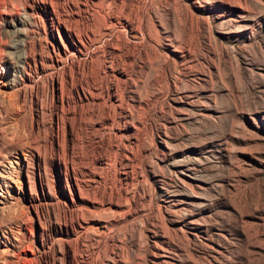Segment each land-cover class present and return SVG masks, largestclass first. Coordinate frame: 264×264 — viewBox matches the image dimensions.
<instances>
[{
    "label": "rangeland",
    "instance_id": "obj_1",
    "mask_svg": "<svg viewBox=\"0 0 264 264\" xmlns=\"http://www.w3.org/2000/svg\"><path fill=\"white\" fill-rule=\"evenodd\" d=\"M20 1L0 0V264H66V241L72 264H264V0H51L53 26ZM70 175L96 202L61 241Z\"/></svg>",
    "mask_w": 264,
    "mask_h": 264
},
{
    "label": "bare ground",
    "instance_id": "obj_2",
    "mask_svg": "<svg viewBox=\"0 0 264 264\" xmlns=\"http://www.w3.org/2000/svg\"><path fill=\"white\" fill-rule=\"evenodd\" d=\"M13 1V0H12ZM77 1V0H76ZM110 1V0H109ZM128 1V0H127ZM133 1V0H132ZM131 1V2H132ZM136 1V0H135ZM147 1V0H146ZM51 0H21L20 1V7H22V9H27V8H30L31 10H34L35 9V11L37 10V11H42L43 13H44V15H46L47 16V18H49V21H50V24L52 25L54 22H55V20L58 22L57 23V25H59V24H62L63 23V21H62V23H61V21L59 20V18H57L55 15H54V13L52 12V6H51ZM97 2H99V1H97ZM105 2V1H104ZM112 2H114V0L112 1ZM122 2V1H121ZM123 2H125L124 0H123ZM130 2V3H131ZM10 3V2H9ZM94 3H96V2H94ZM107 3H109V2H107ZM115 3V2H114ZM127 3V2H126ZM12 4V3H11ZM16 4V3H15ZM17 4H18V2H17ZM113 4V3H112ZM123 4V3H122ZM53 5V4H52ZM96 5V4H95ZM104 5H106V3L104 4ZM115 5V4H114ZM121 5V4H120ZM126 5V4H125ZM133 5V4H132ZM132 5L130 4V6L132 7ZM91 6V5H90ZM97 6H98V4H97ZM100 6V5H99ZM98 6V7H99ZM103 6V5H102ZM116 6H118L117 4H116ZM122 6V5H121ZM129 6V8L131 9V7ZM106 7V6H105ZM107 7H108V4H107ZM123 7V6H122ZM127 7V6H126ZM135 7V6H134ZM134 7L132 8V9H134ZM16 8H17V5H16ZM88 8V7H87ZM100 8V7H99ZM115 9H116V7H114ZM138 8V7H137ZM55 9V8H54ZM72 9V8H71ZM101 9H103V7L101 8ZM112 9H113V7H112ZM112 9H111V12H112ZM115 9H113V10H115ZM122 9V8H121ZM129 9V10H130ZM136 9V8H135ZM30 10V11H31ZM64 10V9H63ZM107 10H108V8H107ZM124 10V9H123ZM16 11V10H15ZM14 11V12H15ZM84 11V10H83ZM95 11V10H94ZM118 11V15L120 14L119 13V10H117ZM121 11V10H120ZM6 12V11H5ZM110 12V11H109ZM115 12V11H114ZM137 12H139V10L137 11H135V10H133V12H130L131 14H132V17H134V19H135V17L136 18H138V23H137V21L135 22V23H137V24H139L138 26H139V32L142 34L141 36H144V34H145V31H144V26H145V23H144V18L146 17H144L143 18V14H139V13H137ZM41 13V12H40ZM105 13V15L107 14V12L105 11L104 12ZM115 13V14H116ZM48 14H49V16H48ZM62 14V13H61ZM97 14V13H96ZM113 14V13H112ZM111 14V15H112ZM122 14V13H121ZM56 15H57V13H56ZM68 15V14H67ZM124 15V14H123ZM127 15V14H126ZM125 15V16H126ZM43 16V15H42ZM87 16V15H86ZM98 16H102V15H98ZM122 16V15H121ZM128 16V15H127ZM94 17H96L95 15H94ZM104 17V16H103ZM108 17V16H107ZM113 17V16H112ZM124 19L120 22L121 24H123L122 25V27L124 28V30H125V33H128V32H130V30H132L133 31V27H132V23H130V20H128V18L127 17H124V16H122ZM131 17V16H130ZM109 18V17H108ZM99 19V18H98ZM121 19V18H120ZM46 20V19H45ZM94 20V19H93ZM93 20H91V21H93ZM110 20V19H109ZM114 20H115V18H114ZM95 21V20H94ZM98 21H101V23H102V20H98ZM116 21V20H115ZM133 21V20H132ZM131 21V22H132ZM146 21V20H145ZM118 22V21H117ZM70 23V22H69ZM91 23V22H90ZM94 23H96V21L94 22ZM134 23V22H133ZM32 24V23H31ZM37 24V23H36ZM64 24V23H63ZM83 24V23H82ZM92 24V23H91ZM91 24H89V25H91ZM88 25V26H89ZM113 25V28H114V26H115V24H112ZM41 26V25H40ZM53 26V25H52ZM51 26V27H52ZM55 26V25H54ZM77 26V25H76ZM75 26V27H76ZM87 26V27H88ZM91 26H95V25H91ZM107 26H108V24H107ZM58 27V26H57ZM96 27H97V29H96V31H97V33L99 32V35H101L102 36V38H103V36H106V35H111V32H108V30H106V28H108V27H104V26H102V25H96ZM137 27V26H136ZM53 28V27H52ZM61 28H63L62 27V25H61ZM65 29H66V31H67V40H68V42H69V45L71 46V49H72V52L71 53H69V52H67V50H66V46L64 47H62L63 49H62V54L65 56V57H67V59L68 58H70L71 60L70 61H75V62H77V63H80V61L81 60H83L85 57H86V55H81V54H84V53H82V48L80 47V45H79V43H81V39H75V37H74V35L75 34H77V33H75L74 35H72L71 33H70V30H69V28H68V26H65L64 27ZM73 28V27H72ZM112 27H111V29H113ZM116 28V27H115ZM77 29H78V27H77ZM89 29H91L90 27H89ZM50 30V29H49ZM63 30V32L62 33H64V29H62ZM137 30V31H138ZM46 31V30H45ZM73 31V30H72ZM78 31H80V28H79V30ZM83 31H84V29H83ZM93 31V30H92ZM112 31V30H111ZM73 32H76V31H73ZM135 32V31H134ZM147 32V31H146ZM81 34L83 33L82 32V30H81V32H80ZM85 33V32H84ZM139 33V34H140ZM58 34V33H57ZM87 34V33H86ZM124 34V33H123ZM134 34V33H133ZM147 34V33H146ZM51 35V34H50ZM79 35V34H78ZM94 35H96V33L95 32H93V36ZM135 35V34H134ZM133 35V37H135ZM91 36H92V34H91ZM100 36V37H101ZM113 36V35H112ZM139 36V35H138ZM83 37V36H82ZM88 37V36H87ZM37 38V37H36ZM35 38V39H36ZM92 38V37H91ZM99 38V37H98ZM104 39V38H103ZM125 39V38H124ZM31 40V39H30ZM54 40V39H53ZM94 40H96V38H94ZM128 40H130V39H128ZM147 40V39H146ZM60 41H61V44L63 43L62 41L63 40H61L60 39ZM66 41V40H65ZM139 41V40H138ZM79 42V43H78ZM83 42V41H82ZM59 43V42H58ZM83 44H85V43H83ZM121 45V44H120ZM35 46V45H34ZM58 47V46H57ZM61 49V48H60ZM87 50V49H86ZM133 50V49H132ZM30 53V52H29ZM54 53V52H53ZM87 53V52H86ZM116 53V52H115ZM4 54V53H3ZM45 54V53H44ZM55 55V54H54ZM58 55H60V54H58ZM58 55H56L57 57H59ZM35 57V56H34ZM65 57H64V60H65ZM27 58V57H26ZM26 58H24V59H26ZM52 58V57H51ZM34 59V58H33ZM50 59V58H49ZM53 59V58H52ZM56 59V58H55ZM58 59V58H57ZM42 60V59H41ZM51 60V59H50ZM63 60V59H62ZM91 60V59H90ZM1 61V60H0ZM36 61H38V59H36ZM36 61H34L33 63H34V66L36 67V68H39L37 65H36ZM62 62V61H61ZM75 62H72V63H75ZM92 62V61H91ZM28 63V62H27ZM40 63H41V61H40ZM24 64H25V62H24ZM82 64H84V62L82 63ZM46 65V64H45ZM78 65V64H77ZM28 66H29V63H28ZM27 66V67H28ZM63 66V65H62ZM23 67V66H22ZM35 67H33V69L35 68ZM42 67V66H41ZM87 67V66H86ZM110 67V66H109ZM1 69H3L2 67H0ZM122 68V67H121ZM127 68V67H126ZM29 69V68H28ZM30 69H32V68H30ZM41 69V68H40ZM78 69V68H77ZM83 69V68H82ZM110 69H114V67L112 68H110ZM116 69V68H115ZM120 69V68H119ZM37 72H38V70L37 69H35ZM42 70V69H41ZM45 70V69H44ZM58 70V69H57ZM56 70V71H57ZM107 70V69H106ZM117 70H118V68H117ZM123 70V68L122 69H120V71H122ZM34 71V70H33ZM55 71V72H56ZM63 71V70H62ZM108 71V70H107ZM106 71V72H107ZM119 71V70H118ZM40 73V72H39ZM49 72H47V73H45V74H48ZM58 73V72H57ZM78 73H81V72H78ZM96 73V72H95ZM99 73V72H98ZM116 73V72H115ZM121 73V72H120ZM123 73V72H122ZM31 74V73H30ZM29 73H27V76H26V79L25 80H27V82H31V81H33V76H31ZM37 74V73H36ZM76 74V73H75ZM108 74V73H107ZM74 75V74H73ZM61 76V75H60ZM79 76H81L80 74H79ZM113 76V75H112ZM117 76V75H116ZM46 77V76H45ZM71 77V76H70ZM78 77V76H77ZM90 77V76H89ZM47 78H48V76H47ZM111 78V77H110ZM22 79V78H21ZM78 79H80V78H78ZM44 80V79H43ZM48 80V79H47ZM61 79H59L58 78V74L57 75H54V74H50L49 75V82H50V88H51V95H52V99L55 101V103L58 105V104H62V102H63V99H62V92H64V91H62V84H61V81H60ZM67 80V79H66ZM66 80H65V82H66ZM72 80V79H71ZM76 80H77V78H76ZM24 81V80H23ZM22 81V82H23ZM79 81V80H78ZM38 82V81H37ZM94 82V81H93ZM113 82V81H112ZM69 84V83H68ZM23 85V84H22ZM25 85V84H24ZM49 85V84H48ZM70 85H71V83H70ZM30 86H32V85H30ZM72 86V85H71ZM103 86V85H102ZM25 87H26V85H25ZM34 87V86H33ZM65 87H69L68 85L66 86V83H65ZM75 88V87H74ZM108 88V87H107ZM43 89V88H42ZM41 89V90H42ZM66 88H64L63 90H65ZM32 90V89H31ZM44 90V89H43ZM84 90V89H83ZM89 91V90H88ZM92 91V90H91ZM50 92V91H49ZM79 92V91H78ZM94 92V91H93ZM92 93V92H91ZM45 94V93H44ZM97 94V93H96ZM89 95V94H88ZM92 94H90V96H91ZM45 96V95H44ZM77 96H78V94H77ZM84 96H86L85 95V93H84V91H83V97ZM42 97V96H41ZM92 97H95V96H93L92 95ZM79 98H80V94H79ZM78 98V99H79ZM87 99V98H86ZM122 99V98H121ZM51 101V100H50ZM80 101V100H79ZM93 101V100H92ZM54 103V102H53ZM64 103V102H63ZM68 103V102H67ZM92 103V102H91ZM105 103V102H104ZM42 104V103H41ZM100 104V103H99ZM102 104V103H101ZM45 105V104H44ZM55 105V104H54ZM56 105V106H57ZM41 106V105H40ZM127 106V105H126ZM60 107H62V106H60ZM96 107V106H95ZM61 109V108H60ZM73 109V108H72ZM89 109V108H88ZM47 110V109H46ZM50 110V109H49ZM62 110V109H61ZM65 110V109H64ZM72 111V110H71ZM55 112V111H54ZM93 112V111H92ZM113 112V111H112ZM49 113V112H48ZM95 113V112H94ZM98 113V112H97ZM82 114V113H81ZM84 114V113H83ZM45 115V114H44ZM105 115V114H104ZM61 117H63L62 115H61ZM90 117H91V115H90ZM105 117V116H104ZM103 117V118H104ZM78 119V118H77ZM95 119V118H94ZM62 120V119H61ZM60 120V121H61ZM80 120V119H79ZM82 120V119H81ZM102 120V119H101ZM112 120V119H111ZM49 121V120H48ZM70 121V120H69ZM94 121V120H93ZM73 122V121H72ZM71 122V123H72ZM74 123V122H73ZM111 123V122H110ZM135 124V123H134ZM17 125V124H16ZM45 126V125H44ZM63 126V125H62ZM115 126V125H114ZM39 127V126H38ZM50 127H51V139L52 140H54V142L56 141V143H57V141H59L58 140V137H59V118H58V114H56L55 116H51L50 117ZM49 127V128H50ZM94 128V127H93ZM4 129V128H3ZM21 129V128H20ZM80 129V128H79ZM82 129V128H81ZM15 130V129H14ZM22 130V129H21ZM40 130V129H39ZM63 130V129H62ZM86 130V129H85ZM135 130V129H134ZM93 130H91V132H92ZM109 131V130H108ZM41 132V131H40ZM63 132V131H62ZM73 132V131H72ZM86 132V131H85ZM30 133V132H29ZM47 133V132H46ZM46 133H45V135H46ZM28 134V133H27ZM86 134V133H85ZM16 135V134H15ZM29 135V134H28ZM31 136H32V134H30ZM117 135V134H116ZM18 136V135H17ZM20 136V135H19ZM66 136V135H65ZM78 136V135H77ZM80 136H81V134H80ZM107 136V135H106ZM115 136V135H114ZM37 137V136H36ZM42 137V136H41ZM40 137V138H41ZM50 137V136H49ZM75 137V136H74ZM87 137V136H86ZM13 138V137H12ZM64 138V137H63ZM18 139V138H17ZM27 139V138H26ZM30 139V138H29ZM41 139H43V138H41ZM83 139V138H82ZM108 139V138H107ZM114 139V138H113ZM32 140V139H31ZM51 140V141H52ZM63 140V139H62ZM106 140V139H105ZM87 141V140H86ZM95 141V140H94ZM53 142V143H54ZM63 142V141H62ZM120 142V141H119ZM118 142V143H119ZM13 143H14V141H13ZM76 143V142H75ZM89 144H91V143H89ZM113 144V143H112ZM44 145V144H43ZM46 145V144H45ZM86 145V144H85ZM127 145V144H126ZM31 146V145H30ZM36 146V145H35ZM38 146V145H37ZM81 146V145H80ZM79 146V147H80ZM39 147V146H38ZM33 148H34V145H33ZM41 148V147H40ZM46 148H47V146H46ZM61 148V147H60ZM86 148V147H85ZM90 148V147H89ZM35 149V148H34ZM81 149V148H80ZM110 149V148H109ZM37 150V149H36ZM40 150V149H39ZM45 150V149H44ZM62 150V149H61ZM72 150V149H71ZM92 150H94V149H92ZM38 151V150H37ZM42 151V150H41ZM88 151V150H87ZM86 151V152H87ZM117 151V150H116ZM64 152V151H63ZM78 153V152H77ZM88 153V152H87ZM100 153V152H99ZM110 153V152H109ZM44 154H45V152H44ZM79 154V153H78ZM124 154V153H123ZM84 155V154H83ZM91 155V154H90ZM95 155V154H94ZM117 155V154H116ZM101 156V155H100ZM7 157V156H6ZM82 157V156H81ZM96 157V156H95ZM58 158V157H57ZM64 158V157H63ZM71 159H73V158H71ZM101 159V158H100ZM33 160V159H32ZM83 161V160H82ZM93 161V160H92ZM101 161V160H100ZM38 162V161H37ZM73 162H75V161H73ZM72 162V163H73ZM77 162V161H76ZM105 162H106V160H105ZM57 163H58V166L60 167V162L59 161H57ZM84 163V162H83ZM82 163V164H83ZM115 163V162H114ZM31 164V163H30ZM35 164V163H34ZM55 164V163H54ZM66 165V164H65ZM80 165V164H79ZM85 165V164H84ZM92 165V164H91ZM33 166V165H32ZM73 166V165H72ZM56 167V166H55ZM67 168V167H66ZM31 169V168H30ZM65 169V168H64ZM91 170V169H90ZM98 170V169H97ZM59 171H60V169H59ZM67 171V170H66ZM73 171V170H72ZM91 171H93V170H91ZM104 171V170H103ZM60 172H62V171H60ZM64 172H65V170H64ZM84 172V171H83ZM94 172V171H93ZM67 173V172H66ZM72 173V172H71ZM85 173V172H84ZM27 174V173H26ZM70 174V173H69ZM5 176V175H4ZM66 176V175H65ZM64 176V177H65ZM69 178H70V182L71 183H68V179H66V183H67V189H68V194H69V204L68 203H66L68 206H70V207H74L73 208V212L75 213V220L74 221H72V222H70V225H68L69 223H68V221H67V223L66 222H58V223H54L53 224V226H52V228H53V231L58 235L57 237H59L60 236V238H61V241H62V238H66L67 239V236H69V235H71V234H74L75 233V228L76 229H78L79 227H81L82 226V224H81V220L83 219V221H84V216H83V213L81 212V210H80V213L82 214V215H80V213H78V207H82V206H79L78 205V207H77V198H79V199H81V200H83V201H92V203L93 202H96V200H91V198L89 199V198H87L86 196L88 195L87 194V192H86V188L84 189V187L83 188H80L81 187V185H79L78 184V182L76 181V179L72 176V175H70L69 176ZM29 179V178H28ZM82 180H84V179H82ZM88 180V179H87ZM91 180V179H90ZM30 181V180H29ZM50 181V180H49ZM40 183V188H41V194L39 193H36L35 195H33L32 194V192H31V189H29L30 191L28 192V195H27V197H28V200H30L31 202H32V204H33V202H35V200H37V201H39L40 202V200L41 199H43L44 198V196L45 195H47L46 193H47V191H46V193L43 191V187H42V183L41 182H39ZM80 183V182H79ZM82 184V183H81ZM87 185V184H86ZM29 186V185H28ZM33 186V185H32ZM44 186V185H43ZM30 188V187H29ZM47 188H48V186H47ZM82 189H84L85 190V192H86V196L84 195V193H83V191H82ZM50 190V189H49ZM24 191V190H23ZM28 191V190H27ZM88 191V190H87ZM50 192V191H49ZM51 194V193H50ZM93 195V194H92ZM48 196H51V195H48ZM68 196V195H67ZM96 196V195H95ZM52 197V196H51ZM77 197V198H76ZM89 197V196H88ZM46 198V197H45ZM76 198V199H75ZM106 198V197H105ZM25 199V198H24ZM94 199V198H93ZM27 200V201H28ZM98 200V199H97ZM101 200V199H100ZM36 201V202H37ZM38 202V203H39ZM64 202V201H63ZM82 202V201H81ZM48 203V202H47ZM80 203V202H79ZM105 203V202H104ZM29 204H31V203H29ZM31 204V205H32ZM40 204V203H39ZM34 206H36V205H34ZM94 206V205H93ZM37 208V207H36ZM67 208V207H66ZM68 209V208H67ZM69 210V209H68ZM76 210V211H75ZM112 210V209H111ZM70 211V210H69ZM36 212V211H35ZM72 212V213H73ZM81 217H83L82 219H81ZM37 219H38V217H37ZM66 219V218H65ZM27 220V219H26ZM70 220H72V219H70ZM86 220V219H85ZM91 220V219H90ZM25 221V220H24ZM87 221V220H86ZM26 223V222H25ZM75 225H77V226H79L78 228L75 226ZM82 228V227H81ZM111 229V228H110ZM43 230V229H42ZM79 230V229H78ZM41 232V231H40ZM43 232V231H42ZM77 232V231H76ZM79 232V231H78ZM43 234V233H42ZM77 234V233H76ZM55 235V234H54ZM41 236V238H43L42 237V235H40ZM66 236V237H65ZM78 236V235H77ZM91 236V235H90ZM56 237V238H57ZM84 237V236H83ZM15 238V237H14ZM59 238V239H60ZM85 238V237H84ZM53 239V238H52ZM87 239V238H86ZM70 240V239H69ZM56 241V240H55ZM42 242L43 241H41V247L42 246H44V244H42ZM82 242V241H81ZM85 243V242H84ZM91 243V242H90ZM93 244V243H92ZM69 241L67 242L66 241V243H65V248L64 249H66V251L64 252H62V251H60L61 250V248L62 247H58V251L59 252H61V255L63 254V256H64V259L63 260H65V262H66V264H72L73 262V260H72V258L73 257H71V255L69 254V250H70V248L71 247H69ZM58 246V245H57ZM71 246V245H70ZM54 248V247H53ZM38 249H39V247H38ZM56 250V249H55ZM63 250V249H62ZM81 250V249H80ZM40 251V250H39ZM45 251V250H44ZM103 254V253H102ZM80 255V254H79ZM97 255V254H96ZM59 256V255H58ZM97 257V256H96ZM56 258V257H55ZM58 261H57V259L55 260V259H52L53 260V264H61V263H64V261L63 262H61V260H62V256L60 257H58ZM78 264V263H77Z\"/></svg>",
    "mask_w": 264,
    "mask_h": 264
}]
</instances>
